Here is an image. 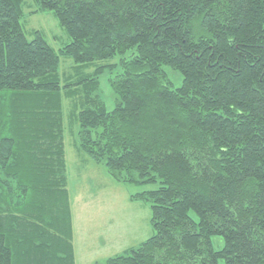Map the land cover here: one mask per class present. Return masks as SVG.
<instances>
[{"label":"trees","instance_id":"obj_1","mask_svg":"<svg viewBox=\"0 0 264 264\" xmlns=\"http://www.w3.org/2000/svg\"><path fill=\"white\" fill-rule=\"evenodd\" d=\"M33 2L69 41L28 39L24 0H0V264H75L61 91L79 94L83 154L116 182L158 183L130 196L154 233L104 264H264V0ZM115 67L107 110L98 77Z\"/></svg>","mask_w":264,"mask_h":264},{"label":"rangeland","instance_id":"obj_2","mask_svg":"<svg viewBox=\"0 0 264 264\" xmlns=\"http://www.w3.org/2000/svg\"><path fill=\"white\" fill-rule=\"evenodd\" d=\"M23 8L25 15L20 22L28 39L32 37L34 30H39L55 50L69 41L68 35L61 29L52 12L30 13L36 8L33 0H24ZM121 57L128 58V55H117L109 61H96L83 67L82 72L90 75L98 66L117 64ZM72 64L71 59L64 56L60 58L58 72L61 85L74 81V77L71 80L65 78L74 73L71 69ZM162 70L172 88L181 85L182 77L178 70L168 65H162ZM118 72V67L111 71L105 68L98 77V94L107 110L114 108L117 97L109 84V79ZM60 97L67 187L76 230L75 264H104L107 257L124 254L125 250L138 246L154 233L150 223L149 203L142 200L133 201L130 196L143 190L156 189L158 183L139 185L116 182L108 175L102 163H94L83 154L78 147L76 117H70L69 113L74 110V105L76 113L80 109L79 94L64 95L61 91ZM211 241L214 249L222 246L220 236H213Z\"/></svg>","mask_w":264,"mask_h":264},{"label":"crops","instance_id":"obj_3","mask_svg":"<svg viewBox=\"0 0 264 264\" xmlns=\"http://www.w3.org/2000/svg\"><path fill=\"white\" fill-rule=\"evenodd\" d=\"M71 212H72V209H71ZM72 224H73V247H75L74 240H75V236H76V230H75V225L73 222V216H72ZM74 254H75V251H74Z\"/></svg>","mask_w":264,"mask_h":264}]
</instances>
